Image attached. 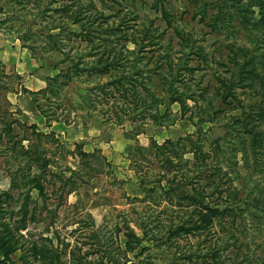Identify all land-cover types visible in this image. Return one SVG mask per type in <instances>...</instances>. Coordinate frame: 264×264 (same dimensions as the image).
Here are the masks:
<instances>
[{
  "label": "rangeland",
  "instance_id": "374dc122",
  "mask_svg": "<svg viewBox=\"0 0 264 264\" xmlns=\"http://www.w3.org/2000/svg\"><path fill=\"white\" fill-rule=\"evenodd\" d=\"M65 1L0 0V264H264V123L255 114L264 92L258 84L235 90L253 112L244 122L263 132L261 145L252 147L244 123L233 121L240 109L222 104L215 90L218 75L237 76L228 44L257 54L262 49L241 31L227 35L209 26L218 0H90L107 21L102 32L110 45L145 46L142 65L155 66L152 50H172L184 77L175 86L197 99L186 100V116L203 104L213 114V122L197 125L176 103L172 125L127 118L118 125L112 98L89 103V89L108 78L75 75L71 58L88 49L77 38L79 24L61 12ZM87 62L93 72L100 66ZM255 63L264 75V62ZM153 74L151 86L160 93L162 82ZM197 128L205 153L217 140L225 154L219 174L210 157L211 174L192 181L214 213L191 202L181 206L167 194L166 181L157 187L159 160L136 151L153 140L195 138ZM34 145L49 160L44 170L24 154ZM184 159L194 162L190 153ZM16 171L28 180L38 174L41 189H11ZM218 181L213 190L210 182ZM231 204L238 208L233 228L224 213Z\"/></svg>",
  "mask_w": 264,
  "mask_h": 264
},
{
  "label": "trees",
  "instance_id": "16d2710c",
  "mask_svg": "<svg viewBox=\"0 0 264 264\" xmlns=\"http://www.w3.org/2000/svg\"><path fill=\"white\" fill-rule=\"evenodd\" d=\"M82 1L66 0L61 12L72 21V24H79L81 34L77 38H81L88 49L87 54L83 53L81 56L71 58L72 64L76 69L75 75L82 77L86 73V76L90 77L96 72L95 77L108 78V81L104 83L97 81V84L89 89L91 91L89 93L94 94V98L91 96L89 98L90 104L94 105L95 99H99L103 103L109 102V99L112 98V108L116 117L115 123L118 125H121L125 118L133 121L136 125H144L149 121L157 126L172 125L175 119L172 117L170 107L176 103L181 109V116L190 120L197 119V125L203 122H213V118L210 116L213 114L208 113L204 104L198 108V112L195 114L190 113L189 116H186L190 111L186 100L189 99L195 104L197 99L193 93L182 91L181 88L175 86V83L177 84L178 82L177 78L184 77L181 75V64L173 65L175 57L172 50L156 48L152 50L154 56L148 58L155 59V66L149 68L148 65H142L140 63L141 59L144 54L148 53L145 46H139L135 50H127L123 47L117 49L110 45L109 38L105 37L106 35L108 36V32H102L103 26L107 25V21L104 17H100L101 14L99 12L94 11L95 7L90 0L88 2ZM212 6L216 11L211 16L210 27L225 31L227 35L241 31L245 37L256 43L257 49H262L257 54L256 48L249 51L247 48L228 44V59L237 70V76L234 78V74H232L230 78L222 76L221 78L218 75L216 78L217 87L215 88L216 96L220 98L222 104L230 106L233 110L240 109L239 114L233 116V121L244 123L242 129L251 136V146H259L263 141L261 137L263 132L254 129L253 122H249V120L246 123L244 122L245 119L252 117L253 112L248 114L245 111L249 106L241 104L240 100H238V93L235 90L237 87L244 88L246 84H258L262 87V92H264V75L257 70V64L255 63L256 58L257 60L259 59L260 64L264 62V46H262L264 45V0H218L212 2ZM162 11L166 18L167 12L165 9ZM196 51L198 55L200 54L199 57L203 59L204 56L200 52L201 50L197 49ZM87 59H93L95 64L100 66L95 68L93 72L92 65L89 67ZM152 71L160 77L162 82L163 88L160 93L151 86L152 78L150 73ZM183 73L186 72L183 71ZM199 100H203V98L200 97ZM261 103L262 105L258 106L255 114L258 116L259 121L264 123V101H261ZM237 104L241 106H237ZM165 123L167 124L165 125ZM236 131L242 130L237 128ZM200 133L201 129L197 128L195 138L191 134L187 135L186 138H179L177 141L164 140L161 144L153 140L148 148L137 147L136 151L143 159H147L145 155L147 153L148 157L154 156L159 160L162 173H158L157 187L162 188V181H166L168 185L167 194L175 195L181 206H186L185 204L191 202L198 205L201 209L204 208L214 213L217 210L211 211L212 208L205 205V196L200 190L194 188L192 181H194V184H199L204 180L205 173L211 174V166L207 163V159L210 157L215 162L213 165L214 171L219 174L223 162L220 159L225 154L224 152L218 153L220 147L217 140L215 141L216 145L213 147L215 149L205 153L199 141ZM8 140V143L15 145L13 140ZM11 148L16 152L14 146ZM188 153L192 154L193 163L189 159H184V155ZM255 153H257V150ZM24 154L30 159L34 157L39 170H44L47 167L49 160L43 156V152L39 151L38 146H30V149H27ZM16 155L13 157L11 155L8 158L15 160ZM80 155L83 156L84 153ZM219 155L222 156L220 157ZM10 176L11 189H26V194L32 188L41 189L38 174L33 175L31 180H28L29 178L27 177L25 178L19 171L11 173ZM18 178H20L21 182L18 181ZM228 180L230 181L231 179L228 178ZM209 185H212L214 190L219 189L221 184L218 181L210 182ZM187 186L192 188L191 193L186 190ZM229 187L233 188L231 185ZM237 209L233 205L225 206L224 213L228 212L232 217V228L236 225L234 224V218ZM212 252V256L215 257L216 251L213 250Z\"/></svg>",
  "mask_w": 264,
  "mask_h": 264
}]
</instances>
